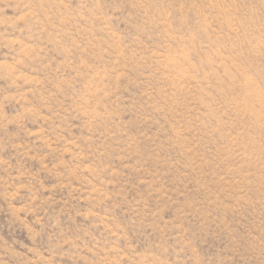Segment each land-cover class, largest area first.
<instances>
[{
  "label": "rangeland",
  "instance_id": "rangeland-1",
  "mask_svg": "<svg viewBox=\"0 0 264 264\" xmlns=\"http://www.w3.org/2000/svg\"><path fill=\"white\" fill-rule=\"evenodd\" d=\"M0 264H264V0H0Z\"/></svg>",
  "mask_w": 264,
  "mask_h": 264
}]
</instances>
